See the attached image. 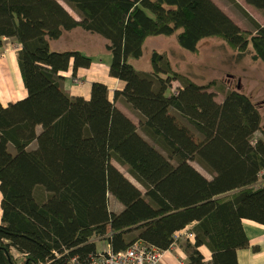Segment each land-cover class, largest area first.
<instances>
[{"label":"trees","instance_id":"obj_1","mask_svg":"<svg viewBox=\"0 0 264 264\" xmlns=\"http://www.w3.org/2000/svg\"><path fill=\"white\" fill-rule=\"evenodd\" d=\"M63 1L68 8L58 0H0V47L16 40L27 95L0 105V264H17L10 248L23 255V264H65L73 257L85 264L96 250L93 242L103 239L113 251L140 241L161 251L179 249L184 264H237V250L248 245L244 220L264 226V101L225 76L205 80L181 65L202 54L200 40L216 38L211 51L218 56L227 49V68L264 64V23L235 0L220 1L244 31L206 0ZM246 1L264 16V0ZM80 34L104 42V51L94 53H108L110 75L124 84L119 102L137 126L110 116L108 127L112 110L102 84L91 86L97 107L77 98L65 108L53 103L58 93L69 99L61 73L88 68L92 60L107 63L62 45ZM149 44L145 72L135 65ZM214 62L221 66L210 72H226L219 56ZM136 88L138 100L127 93ZM166 105L198 146L164 119ZM94 204L114 208L107 226L88 217Z\"/></svg>","mask_w":264,"mask_h":264},{"label":"rangeland","instance_id":"obj_2","mask_svg":"<svg viewBox=\"0 0 264 264\" xmlns=\"http://www.w3.org/2000/svg\"><path fill=\"white\" fill-rule=\"evenodd\" d=\"M180 3L182 4H186V2H190L191 0H178ZM208 4L212 5L215 7V9L231 24V27L233 28L234 26L240 30L243 29V25L236 19V17L234 15H232V13L229 11V8L226 6H224V4L220 1V0H206ZM237 1L240 6L254 19H256L257 21L260 22V24L264 23V16L260 13L259 9L261 10L260 7H258L256 4L250 3L246 0H235ZM58 2L63 6V8H68L67 4L63 1V0H58ZM192 6V5H191ZM204 5L200 4L198 5V10H201L200 7H203ZM259 8V9H258ZM68 10V9H67ZM72 16H74L73 14H71ZM211 17L210 13H208L206 15V19H209ZM255 20V21H256ZM219 22H222L221 20ZM240 28V29H239ZM76 39V40H75ZM62 45H67L69 44V48L71 47H80L83 50H85L88 53V57L91 58L92 55H96L100 58H102V61H107L104 62L108 64V59H107V54L108 53H94L98 50H103V46H104V42L102 40L98 41L96 37L94 36H89V35H83L80 34L78 37L76 35H73L72 38L71 36L67 37L64 39L63 42H65ZM214 41L217 42L219 41L218 38L210 40V39H202L200 40V44H202L201 48V53L200 55H197L195 58H192L191 56H187V58L189 60H193L194 62L191 63H186L187 60L184 59L182 61V65L181 67L184 68V70L186 72L188 71H192L193 69L195 73H197V75L202 76L205 80L210 79V80H214L217 81L219 80V78H222L223 76H225L224 81H226L227 83L229 82L232 86H236L237 88L240 87L241 91L248 93V95L252 96V98L256 101V102H260V101H264V64L262 63H253L251 61H245L243 63L240 64L239 67L236 68H227V61L225 59L228 60L229 58V54L227 51V49H222V53H219V60L220 62L224 61V63L222 64V68L223 71L224 69H226V72L220 73L218 74L217 71L215 72H210V68H212V66H214L216 68V70L221 66L220 63H216L214 61H216V58H218V56L211 51V47L214 44ZM16 40L15 39H9V40H5L4 45L6 46L4 48L5 49H9L10 45L12 43H15ZM207 43V44H205ZM156 44V43H153ZM168 43L165 41L163 42H159L156 45V48L161 49L163 47H165ZM103 45V46H102ZM148 51L145 54V57L140 60V63L136 64L135 67L138 70H145V72H149L148 71V67L146 66V64L149 61V56L152 53V45H148ZM230 48H232L230 46ZM167 49V48H166ZM162 50H160L159 52H161ZM3 53V52H2ZM1 54V52H0ZM171 55H175V53H172ZM92 59V58H91ZM176 59V57H174V60ZM196 60V61H195ZM210 60H214L213 64L210 62ZM201 61L203 62L200 65H196L193 66V64H198ZM102 64V62H98V61H94L92 60V63L90 64L91 68H94L95 66H98ZM189 64H192L191 66H188ZM189 67H191V69H189ZM89 68V67H88ZM108 68V77L117 80L118 82H115L116 84L112 85L111 88H109L108 86H106L104 83H99V82H94L95 84H102L104 86H106L107 88V92H105L104 98L106 100V102L110 105V111L112 110V113L106 116V120H107V125L108 127L112 128V120L110 118V116L113 117V122L115 121V118L117 120H119V123H124L125 120L127 119L129 122H131L134 125H138V121L132 116V114L129 111H126L125 109H123V107L121 106L119 100L123 99L124 97H126V94L124 93V84L118 80V78L113 77V75H110L109 72V66ZM179 68V67H178ZM83 69H87V68H83ZM71 70V68H70ZM202 70V71H201ZM77 70L73 71L71 70L70 73L65 72V73H61V76L63 77V82H64V90L66 93L65 95L69 96V99L64 98L61 94L58 93V100L57 98L54 96V100L53 103L55 104H61L64 106V103L68 106L70 103V98H77L81 101H83L84 103H86V105L88 107H97L98 103H97V97L93 96L92 98V93L90 92L87 96L84 95L83 92L80 93V97H78V94L75 95L72 93L73 87L77 86V85H81V81H80V77L77 76ZM198 76V78H199ZM93 83V84H94ZM121 83V84H120ZM39 81L35 84V88L38 87ZM74 85V86H73ZM137 85H141L139 80L137 82ZM63 93V94H64ZM128 94H131L133 97H135L137 100L140 99L139 96V88H136L135 91H128ZM45 98H42L39 106L41 104L42 101H44ZM215 100L218 102L222 101V97H220L219 95H216ZM140 103L142 101H139ZM52 103L51 106H55ZM79 105L76 104L75 108H78ZM88 107H83V108H88ZM159 110V109H158ZM261 111V124L262 126H264V105L260 108ZM116 112L122 116H116ZM85 114L86 111H84ZM161 115H163L164 119H166V121L172 125L173 127H175L177 130H179L181 133H184L188 139L190 140V142H192L193 144H196L197 146L199 145L198 141L187 131L185 130L182 125L178 122L177 119L174 118V116L171 114V111L168 110L167 105L165 106V108L163 109V111L160 112ZM41 121H43V117H40ZM43 127V126H41ZM99 137L102 138V136L99 135ZM128 190L130 191V189L128 188ZM111 193V192H110ZM112 194V193H111ZM90 211L88 212V217H90L92 219V221L97 224V223H101L102 226H107L109 224V222L111 221L110 219V214L111 216L114 215V212H112L114 210V208H112L111 204L110 207L109 205H97L94 204L92 205L90 208ZM99 210L101 211L102 214V219L100 218V214H99ZM129 213H126L125 215H128ZM2 219V210L0 207V222ZM119 219V217L117 218ZM95 226V225H94ZM95 239H93L94 241ZM94 244H96V249L97 250H105L106 249V245L109 243L106 242L104 239L103 240H99V241H94ZM118 251V250H117ZM17 264H23L22 261H17Z\"/></svg>","mask_w":264,"mask_h":264},{"label":"crops","instance_id":"obj_3","mask_svg":"<svg viewBox=\"0 0 264 264\" xmlns=\"http://www.w3.org/2000/svg\"><path fill=\"white\" fill-rule=\"evenodd\" d=\"M256 20V19H255ZM257 21V20H256ZM259 24L260 22L257 21ZM6 41L9 39H5ZM5 42V41H4ZM6 46L0 47V105L15 102L24 99L27 95L24 90L22 79L16 65L17 42L12 43L9 49ZM3 52V53H2ZM107 64L95 66L94 68L78 69L77 76L80 77L81 85L73 87L72 93L80 97L83 92L87 96L91 92V86L94 82L104 83L109 88L118 82L108 77ZM71 70L68 71L70 73ZM123 107V106H122ZM123 109H125L123 107ZM126 110V109H125ZM127 111V110H126ZM1 199V196H0ZM244 231L248 239L246 248L237 250V264H264V226L259 225L250 220H244ZM15 260L23 261L22 254L15 248H12ZM206 261L210 260V254L207 250H203ZM10 254V253H9ZM182 254L179 249L172 248L170 252H165L160 258L159 264H179L178 259ZM11 256V255H10ZM13 258V256H11ZM13 258V259H14Z\"/></svg>","mask_w":264,"mask_h":264},{"label":"built area","instance_id":"obj_4","mask_svg":"<svg viewBox=\"0 0 264 264\" xmlns=\"http://www.w3.org/2000/svg\"><path fill=\"white\" fill-rule=\"evenodd\" d=\"M185 237L191 239L193 237L190 233H185ZM171 249L168 250L170 252ZM155 246H147L140 241L132 243L128 248L113 251L107 244L105 250H95L94 255L89 256V260L85 264H159L163 253ZM10 255L14 254L12 248L9 251ZM23 256V255H22ZM57 260L59 256H56ZM186 256H180L179 264H184ZM65 264H82L76 257L70 258Z\"/></svg>","mask_w":264,"mask_h":264},{"label":"flooded vegetation","instance_id":"obj_5","mask_svg":"<svg viewBox=\"0 0 264 264\" xmlns=\"http://www.w3.org/2000/svg\"><path fill=\"white\" fill-rule=\"evenodd\" d=\"M21 258H22V259H23V261H24V257H23V256H21ZM15 259H16V258H14V260H15ZM15 261H16V260H15ZM17 261H20V260H17ZM17 261H16V262H17Z\"/></svg>","mask_w":264,"mask_h":264},{"label":"water","instance_id":"obj_6","mask_svg":"<svg viewBox=\"0 0 264 264\" xmlns=\"http://www.w3.org/2000/svg\"><path fill=\"white\" fill-rule=\"evenodd\" d=\"M238 89H239V87H238Z\"/></svg>","mask_w":264,"mask_h":264},{"label":"bare ground","instance_id":"obj_7","mask_svg":"<svg viewBox=\"0 0 264 264\" xmlns=\"http://www.w3.org/2000/svg\"><path fill=\"white\" fill-rule=\"evenodd\" d=\"M1 200V199H0Z\"/></svg>","mask_w":264,"mask_h":264}]
</instances>
